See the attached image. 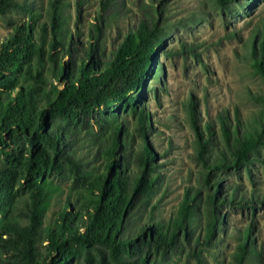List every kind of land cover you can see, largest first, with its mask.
<instances>
[{
	"label": "trees",
	"instance_id": "trees-1",
	"mask_svg": "<svg viewBox=\"0 0 264 264\" xmlns=\"http://www.w3.org/2000/svg\"><path fill=\"white\" fill-rule=\"evenodd\" d=\"M112 1H102L103 12ZM242 1L216 0L222 8ZM65 6L66 0H50L49 24H38V13L31 4L0 0V15L22 10L28 17L0 44V154L4 158L0 168V264H77L83 255L90 264L95 257L97 264H159V258L166 261L190 243V227L199 210L206 214V234L203 240L197 239L192 256L196 264H205L198 246H213L218 241L220 226L226 223L221 207L228 203L227 195L212 187L211 180L217 172L247 168L252 155L264 146V128L240 135L239 121L229 130L223 119L228 156L222 153L214 155L213 163L204 162V182L209 189L204 201L200 191H187L167 224L154 221L151 198L161 175L149 143L151 116L141 103L147 80L155 76V60L165 35L152 15L146 17L109 61L99 63L102 29L95 26L88 45L81 46L66 27ZM252 55L254 68L264 79V39L254 45ZM50 74L55 81L52 85ZM119 109L137 120L143 142L137 151L135 135L129 133ZM207 130L210 139L199 132L197 142L202 159L212 143L211 127ZM81 142L103 161L101 171H89L79 161ZM133 165L136 171L130 168ZM53 179L72 180V191L78 197L74 205L69 198L46 226L57 190ZM137 212H148L151 224L141 223L133 229ZM254 227L245 228L232 264L259 260ZM44 244L45 252L41 250Z\"/></svg>",
	"mask_w": 264,
	"mask_h": 264
},
{
	"label": "rangeland",
	"instance_id": "rangeland-1",
	"mask_svg": "<svg viewBox=\"0 0 264 264\" xmlns=\"http://www.w3.org/2000/svg\"><path fill=\"white\" fill-rule=\"evenodd\" d=\"M17 1L21 6L35 7L38 24H49L50 0ZM102 1L66 0L63 10L66 27L81 46L88 45L95 26L102 29L99 63L109 61L128 33L136 30L146 17L152 15L165 35L155 60V76L147 80L141 107L151 116L149 143L157 155L155 165L161 175L151 198V206L155 208L152 219L167 224L187 191L192 194L200 191L203 201L209 192L204 182L207 173L204 162L213 163L214 155L228 156L223 119L229 130L239 121L240 135L262 132L264 128V79L256 72L252 55L254 45L264 39V0H244L225 8L216 0H113L104 12ZM27 18L22 10L0 15V44ZM49 82L55 83L52 74ZM118 112L129 133L135 135L137 151L143 143L137 132V120L127 111ZM208 126L213 133L212 143L202 159L197 142L199 132L205 140L210 139ZM78 145L77 157L86 169L101 171L103 161L95 158V151L87 143ZM3 165L0 154V168ZM130 168L137 170L134 165ZM211 181L212 187L221 188V195H227L228 203L221 207L226 223L220 226L218 241L213 246H198L204 263L232 264L245 228L253 224L260 257L246 264H264V146L252 155L247 168L217 172ZM51 183L57 190L46 226L54 221L69 198L74 205L78 197L72 191V180L53 179ZM235 192L237 199L232 202ZM133 221H137L133 229L141 223L149 225L150 214L137 212ZM206 223V214L199 210L190 227V243H184L166 261L159 258V264H196L192 251L197 239L203 240ZM45 246L41 247L43 252ZM76 263L90 264L85 255ZM92 264H97V257Z\"/></svg>",
	"mask_w": 264,
	"mask_h": 264
}]
</instances>
